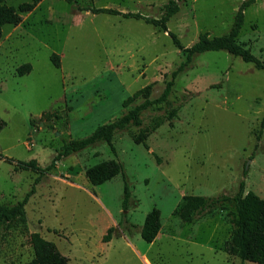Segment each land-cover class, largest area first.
Segmentation results:
<instances>
[{
  "label": "rangeland",
  "instance_id": "rangeland-1",
  "mask_svg": "<svg viewBox=\"0 0 264 264\" xmlns=\"http://www.w3.org/2000/svg\"><path fill=\"white\" fill-rule=\"evenodd\" d=\"M24 1L30 0L7 3ZM168 1L42 0L22 13L19 24L3 26L0 204L22 200L40 174L16 168L18 162L49 165L66 142L141 103L143 97L123 105L147 84L151 99L161 96L185 60L170 31L184 46L202 32L228 33L245 0H177L180 9L167 31L143 19L79 9L106 6L159 18ZM244 13L238 40L264 59V0H255ZM24 63L32 69L19 75L17 67ZM140 115V127L128 125L114 134L115 151L100 141L42 175L25 205L26 220L0 224V264L29 261L36 231L55 242L69 264H256L227 252L235 227L231 204L191 221L174 209L185 194L234 195L242 179L245 192L264 198V69L225 50L198 53L176 75L167 100ZM156 116L163 123L149 134L148 146L134 142L131 135ZM107 159L118 160L122 173L91 184L86 168ZM153 207L161 211V228L147 242L140 231ZM109 228L112 236L105 241Z\"/></svg>",
  "mask_w": 264,
  "mask_h": 264
},
{
  "label": "trees",
  "instance_id": "trees-1",
  "mask_svg": "<svg viewBox=\"0 0 264 264\" xmlns=\"http://www.w3.org/2000/svg\"><path fill=\"white\" fill-rule=\"evenodd\" d=\"M42 0L24 1L18 6L10 5L7 0H0V41L3 36V26L7 23L19 24L22 21V13L30 12L35 9ZM72 2L74 0H68ZM255 0H245L240 5L231 29L228 33L210 36L208 32H202L198 39L190 46H184L178 36L174 32H169L173 43L182 49L185 60L179 68L172 73V79L169 80L163 90L161 96L157 99H151L150 94L152 84H147L144 87L136 90L132 95L128 96L123 105L127 106L139 97L144 100L124 113L113 121L100 124L89 135L73 138L66 142L57 154L53 157L51 163L45 167L38 164L36 159H31L27 162H18L16 168L32 169L39 171V175L34 181L32 188L26 193L24 198L13 205L0 204V224H10L14 221H25L26 211L25 205L29 198L35 193V184L39 183L45 172L52 170L58 160L67 157L76 152L100 141H105L110 144L111 149L115 151L112 144L114 134L118 130L124 129L128 125L140 127L143 124V119L140 115L143 109L159 102L166 101L174 84V79L178 72L183 70L198 53L210 50H225L235 56L241 57L244 61L251 62L258 69H264V59H261L253 53L250 47L238 40V36L242 29L245 20L244 10ZM79 9L90 10L94 13H109L121 15L126 18L143 19L145 22L167 31V22L179 11L180 5L177 0H169L165 6L162 15L159 18L142 15L139 12L121 11L112 7H79ZM51 58L56 66H60V56L53 53ZM32 69L30 63H24L17 67V73L23 75L29 73ZM175 114L176 110H172ZM46 116L51 117L50 113ZM163 123V118L156 116L152 119L149 127L140 129L136 134H132V139L136 143L147 145L149 134L157 129ZM264 124V117L262 120ZM4 125V121L0 120V129ZM122 164L116 159H107L96 164L88 166L85 174L89 182L93 185L102 184L116 175L122 173ZM245 171V175H246ZM125 192L123 205L126 208L128 205L130 191L127 182H125ZM231 204L235 210L234 223L235 227L231 238L226 243V249L229 254L238 255L243 261H252L256 264H264V198L260 197L254 191L245 192V181L242 179L239 182V187L234 195L221 194L217 197H207L198 194L183 195L177 206L174 209V214L185 221H191L195 216H200L205 212L216 208H227ZM161 228V211L157 207H153L145 217L141 228V237L152 242L157 237ZM113 228H109L103 239L109 241L112 236ZM30 242L33 248V257L24 264H69L67 256L57 247L56 243L46 239L39 232H32Z\"/></svg>",
  "mask_w": 264,
  "mask_h": 264
}]
</instances>
